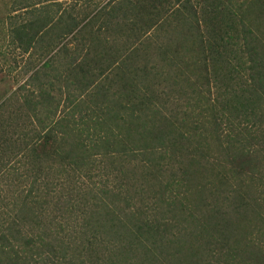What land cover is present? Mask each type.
Returning <instances> with one entry per match:
<instances>
[{"label": "trees", "instance_id": "trees-1", "mask_svg": "<svg viewBox=\"0 0 264 264\" xmlns=\"http://www.w3.org/2000/svg\"><path fill=\"white\" fill-rule=\"evenodd\" d=\"M95 1L2 0L0 264H264V0Z\"/></svg>", "mask_w": 264, "mask_h": 264}, {"label": "rangeland", "instance_id": "rangeland-1", "mask_svg": "<svg viewBox=\"0 0 264 264\" xmlns=\"http://www.w3.org/2000/svg\"><path fill=\"white\" fill-rule=\"evenodd\" d=\"M91 1L92 0H63L62 7L63 8H69V7L72 6V7H75L76 9L78 7L79 10H80V8H84V7L88 6V5H91L89 8H84V9L80 10V11H82V13H85V12L87 13L88 11H90L89 9H92L91 8L92 7ZM93 1H95V0H93ZM236 3H238V2H236ZM0 8H2V0H0ZM114 34L115 35H112V37L115 38V39H117V41H119V43H122V39L123 38H126V37H121L120 35H117L116 32ZM7 48H8V39H7V36L0 35V69L3 68L5 74L7 72L6 70H8V68H7L6 65L14 66L13 60H12L14 58V56H13L14 54L8 53L6 51ZM3 52L5 53V56H4L5 59H4L3 55H2ZM148 67H149V65H148ZM14 74H15V76L18 75L19 74V69H17L16 71H13L12 74H10V77L14 76ZM8 79H9V77H8ZM155 85L157 86V82H155ZM158 88H164V84H160V86H158ZM184 92H185V95L186 96L189 95L188 90H184ZM185 98L186 97H181V101H180V104L181 105H183L185 103V100H186Z\"/></svg>", "mask_w": 264, "mask_h": 264}, {"label": "crops", "instance_id": "crops-1", "mask_svg": "<svg viewBox=\"0 0 264 264\" xmlns=\"http://www.w3.org/2000/svg\"><path fill=\"white\" fill-rule=\"evenodd\" d=\"M55 51H56V50H55ZM55 51H54V52H55ZM62 57H64V56H62ZM65 62H66L65 59H62V60H61V63H64V64H65Z\"/></svg>", "mask_w": 264, "mask_h": 264}]
</instances>
